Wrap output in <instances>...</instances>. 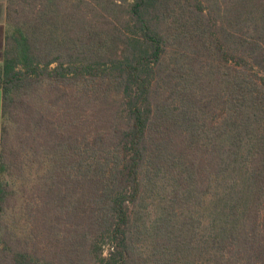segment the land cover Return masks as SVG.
Wrapping results in <instances>:
<instances>
[{"label": "trees", "instance_id": "1", "mask_svg": "<svg viewBox=\"0 0 264 264\" xmlns=\"http://www.w3.org/2000/svg\"><path fill=\"white\" fill-rule=\"evenodd\" d=\"M0 89V264H264V0H7Z\"/></svg>", "mask_w": 264, "mask_h": 264}, {"label": "crops", "instance_id": "2", "mask_svg": "<svg viewBox=\"0 0 264 264\" xmlns=\"http://www.w3.org/2000/svg\"><path fill=\"white\" fill-rule=\"evenodd\" d=\"M6 13H7V0H0V63H2L3 61L4 50H5ZM2 99H3V93L2 90L0 89V152H1V131H2V123H3Z\"/></svg>", "mask_w": 264, "mask_h": 264}, {"label": "rangeland", "instance_id": "3", "mask_svg": "<svg viewBox=\"0 0 264 264\" xmlns=\"http://www.w3.org/2000/svg\"><path fill=\"white\" fill-rule=\"evenodd\" d=\"M21 202H22V199H21ZM20 209V212L17 213V221H16V227L19 229V230H26L27 229V225H26V219L23 215V213H21V208Z\"/></svg>", "mask_w": 264, "mask_h": 264}]
</instances>
